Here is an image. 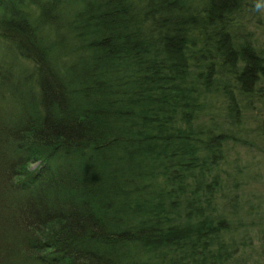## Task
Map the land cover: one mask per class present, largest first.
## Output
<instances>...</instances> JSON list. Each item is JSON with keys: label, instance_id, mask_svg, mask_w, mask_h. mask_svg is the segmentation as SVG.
<instances>
[{"label": "trees", "instance_id": "obj_1", "mask_svg": "<svg viewBox=\"0 0 264 264\" xmlns=\"http://www.w3.org/2000/svg\"><path fill=\"white\" fill-rule=\"evenodd\" d=\"M261 167L264 0H0V264H264Z\"/></svg>", "mask_w": 264, "mask_h": 264}, {"label": "rangeland", "instance_id": "obj_2", "mask_svg": "<svg viewBox=\"0 0 264 264\" xmlns=\"http://www.w3.org/2000/svg\"><path fill=\"white\" fill-rule=\"evenodd\" d=\"M36 167V166H35ZM34 168V167H33ZM264 167H261V168H259L257 171H259V173L262 175V176H264V169H263ZM262 169V170H261ZM249 189L247 190V191H254V192H260L259 190H264V186H260V185H258V186H251V187H248ZM250 194H247V196H249ZM262 196H264V194H261ZM248 198V197H247ZM250 199V198H249ZM251 200V199H250ZM251 202V201H250ZM261 215L263 216L264 215V207H262V213H261ZM263 222H264V219H263ZM263 225H264V223H263ZM261 238H262V236H261Z\"/></svg>", "mask_w": 264, "mask_h": 264}, {"label": "clouds", "instance_id": "obj_3", "mask_svg": "<svg viewBox=\"0 0 264 264\" xmlns=\"http://www.w3.org/2000/svg\"><path fill=\"white\" fill-rule=\"evenodd\" d=\"M257 7H259V5H257Z\"/></svg>", "mask_w": 264, "mask_h": 264}]
</instances>
